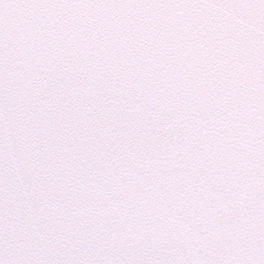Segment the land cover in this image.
Here are the masks:
<instances>
[{
	"label": "snow or ice",
	"instance_id": "snow-or-ice-1",
	"mask_svg": "<svg viewBox=\"0 0 264 264\" xmlns=\"http://www.w3.org/2000/svg\"><path fill=\"white\" fill-rule=\"evenodd\" d=\"M0 264H264V0H0Z\"/></svg>",
	"mask_w": 264,
	"mask_h": 264
}]
</instances>
